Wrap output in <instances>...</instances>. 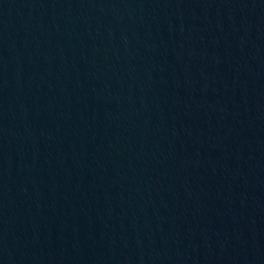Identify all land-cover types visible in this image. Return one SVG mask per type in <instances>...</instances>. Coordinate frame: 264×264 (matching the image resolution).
I'll return each mask as SVG.
<instances>
[{"label": "water", "instance_id": "1", "mask_svg": "<svg viewBox=\"0 0 264 264\" xmlns=\"http://www.w3.org/2000/svg\"><path fill=\"white\" fill-rule=\"evenodd\" d=\"M0 264H264V0H0Z\"/></svg>", "mask_w": 264, "mask_h": 264}]
</instances>
